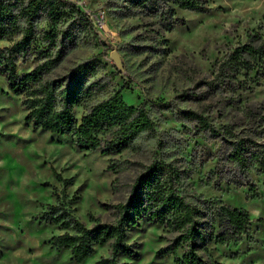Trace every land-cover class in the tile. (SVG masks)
<instances>
[{
	"label": "rangeland",
	"instance_id": "rangeland-1",
	"mask_svg": "<svg viewBox=\"0 0 264 264\" xmlns=\"http://www.w3.org/2000/svg\"><path fill=\"white\" fill-rule=\"evenodd\" d=\"M92 20L94 32L79 34L51 76H60L75 63L97 56L101 67L94 77L106 81L104 91L82 106L73 107L77 121L88 105L112 91L131 106L144 103L152 130L137 136L116 154L82 151L73 138L32 128L23 122L19 96L12 94L0 76V264H90L108 253V244L94 245L80 263L67 249H54L50 237L65 229L50 221L46 205L60 202L85 226L91 219L110 223L112 205L123 201L132 178L152 158L169 163L179 173V190L189 197L218 198L245 210L248 224L235 243L213 241L215 226L198 245L205 264H264V199L261 176L249 170L250 185L234 187L215 183L214 156L225 150L223 136H212L179 116L192 110L214 129L233 124V131L264 140V75L258 84L230 90H204L215 61L255 31L264 36V0H204L203 13L174 9L175 24L162 30L155 17L126 13L118 0H68ZM39 25H42L40 22ZM11 39L0 40V47ZM33 42L15 71L21 75L36 62ZM114 51L117 69L110 58ZM165 105L160 107L159 105ZM255 109L248 122L243 108ZM203 219H198V222ZM175 231L139 220L125 230L135 257H115L119 264H173L170 256L156 253ZM176 256L181 253L175 251Z\"/></svg>",
	"mask_w": 264,
	"mask_h": 264
},
{
	"label": "trees",
	"instance_id": "trees-1",
	"mask_svg": "<svg viewBox=\"0 0 264 264\" xmlns=\"http://www.w3.org/2000/svg\"><path fill=\"white\" fill-rule=\"evenodd\" d=\"M118 2L126 13L140 12L155 17L164 31L182 24L173 18L174 9L198 13L208 10L204 0ZM86 32H94L90 17L68 0H0V40L11 39L8 45L0 47V76L7 89L19 96L24 123L44 132L69 135L79 150L116 154L137 136L152 130L144 103L127 105L118 91H112L88 105L76 121L73 107L84 105L104 91L106 81L100 76L94 77L101 67L98 57L81 60L60 76L50 75L75 45L78 35ZM36 41V62L25 73L17 74V60L26 56ZM263 75L264 36L250 31L245 42L215 61L209 80L203 81L201 86L214 91L245 89L250 83L257 85ZM254 114V108H243V117L249 123L255 119ZM179 116L212 136L225 138L222 155L214 156L212 171L216 184L248 186L251 184L249 170L253 169L261 176L259 196L264 199V140H257L258 133L239 135L233 131V124L214 129L205 117L192 110L180 111ZM178 182L179 173L169 163L152 158L132 178L123 201L112 205L110 223L93 218L91 224L85 226L60 202L46 205L50 221L65 229L50 237L48 244L56 250L67 249L74 263L88 257L94 245L108 244L107 255L90 264H119L115 259L117 255L135 257L132 244L124 242L125 230L144 219L175 231L170 242L159 248L157 254L170 256L173 264H205L197 248L203 243L211 223L215 226V243H235L245 233L248 217L245 210L218 198L189 197L179 190ZM198 219L203 221L198 222ZM177 249L181 250L179 256L175 253Z\"/></svg>",
	"mask_w": 264,
	"mask_h": 264
},
{
	"label": "water",
	"instance_id": "water-1",
	"mask_svg": "<svg viewBox=\"0 0 264 264\" xmlns=\"http://www.w3.org/2000/svg\"><path fill=\"white\" fill-rule=\"evenodd\" d=\"M110 58L113 61L114 65L116 66L117 69H120V64H119V60L117 58V55L114 51L110 52Z\"/></svg>",
	"mask_w": 264,
	"mask_h": 264
},
{
	"label": "built area",
	"instance_id": "built-area-1",
	"mask_svg": "<svg viewBox=\"0 0 264 264\" xmlns=\"http://www.w3.org/2000/svg\"><path fill=\"white\" fill-rule=\"evenodd\" d=\"M92 21V20H91Z\"/></svg>",
	"mask_w": 264,
	"mask_h": 264
}]
</instances>
